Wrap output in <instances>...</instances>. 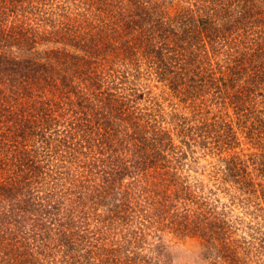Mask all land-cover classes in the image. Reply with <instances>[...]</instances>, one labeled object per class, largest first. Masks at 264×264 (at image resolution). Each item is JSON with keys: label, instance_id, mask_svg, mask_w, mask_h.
<instances>
[{"label": "trees", "instance_id": "obj_1", "mask_svg": "<svg viewBox=\"0 0 264 264\" xmlns=\"http://www.w3.org/2000/svg\"><path fill=\"white\" fill-rule=\"evenodd\" d=\"M232 1L234 10L237 11L238 8L240 10L236 17V11L234 15L217 19H210L205 14L198 15V18L191 14L186 18L176 15L165 19L166 25L165 21L161 23L162 16L160 15L166 12L165 7L160 5L157 8L155 7L157 4L152 5V1L150 11L144 13L130 8L131 10L126 12L125 16L112 12L110 21L97 19V16L94 15L88 16L86 9L77 14V27H72L66 21L63 28L67 31L68 36H72V30L78 29L87 48L97 44L100 38H103V46L99 45L100 52L99 49L98 52H92L95 56L97 55L92 61H86L83 57L67 53H62L61 56L54 59L47 57L45 63L34 61L37 65L33 67V73L27 77L26 81L29 80L31 83L33 80V85L42 86V88L36 86V90L40 89V91L34 93L30 85V92L33 93L32 99H29L25 94L29 85L23 86L22 93L20 90L16 93V86L12 87L8 81L0 78V264H39L37 254H42L51 261L54 258L52 254L62 253L64 246L70 248L71 251L76 249L75 254L78 250L83 255L81 257L82 264H121L119 258L115 257L116 252L113 253L116 243L111 242L109 251L107 244L110 239L102 242V238L107 233L105 236H101L99 233L104 228L112 231V229L119 226L122 228L125 225V235L127 232L130 236L133 234L137 237L133 238V248H140L147 243L149 237H152L153 234L150 235V233H152V226L155 228V222L167 226L179 224L177 227H171L172 231H170V234L179 236V238L187 237L190 232L195 233L201 228L198 234L202 235L199 245H201L200 251L207 264H236L238 256L236 252L239 246L235 244L234 238L228 241L225 236V230L233 225L218 217L210 220L197 218L201 215L200 213L205 211L209 213L210 209L207 208L209 203L206 198L197 199V195L193 194L191 190L192 185L190 183L185 185L188 179H181L179 186L171 183L172 181L176 182L175 173L171 167L173 158L167 159L169 156L167 153H163V149L166 147L165 139L172 138L170 134L174 128L155 131V128H151L152 126L147 129L140 127L138 133L146 134L145 131H151V134L139 140L142 144L140 145L142 153L138 159L134 160L136 171H131L125 167V154L122 156L120 152H117L120 150L125 153V133L121 135L116 131L117 129L125 131V122L115 123L118 116L125 119V107L132 106L133 104L130 103L135 102L136 99L130 96L150 93L147 88L149 78L152 77L150 73L159 72V78L164 77L167 73L164 74L163 69L167 67L171 71L176 64L177 56L181 55L176 49L167 50L168 47H165L168 62L166 58L164 61L163 55L156 56L153 51L156 40L161 36L166 38L169 32L175 31L176 24H180L182 29L179 40L184 44L181 45V50L183 46L191 45L207 36L212 41L218 38V40H223L222 43L230 42L228 46L235 52L234 55L227 54V56H231L233 59L229 66L237 69L227 68L223 72L221 67L209 69L208 64L201 66L196 73H193L195 75L192 76L193 81L189 85L192 89L188 92H192L202 85L205 88L209 87L213 92L217 91L221 97L231 95L227 84L236 86V80L243 79L239 75V69L248 71L246 82L250 88L253 89L256 86L259 88V85H263L264 45H260L258 48L259 43H256L258 48L256 52L260 60L254 67L248 52L251 47L247 41L248 36H253L250 33H255L253 25H257L258 22L256 15L260 13L259 5L256 0ZM90 2L91 7L96 3L103 9L107 6L100 4V0H90ZM26 3L28 4L29 0H0V35L7 34L8 39V42L5 41L6 43L0 42L2 46L12 47L11 44L17 43L22 47L28 39L24 23H27L25 18L29 17V13L31 15L34 7L31 4L30 11ZM118 3L114 6H118ZM131 3L134 4L135 1H131ZM196 9L204 8L196 7ZM35 11V16L41 12L40 9ZM112 11L114 10L112 9ZM108 12L111 11L108 10ZM9 14L14 16V20H21L20 23L14 25V28L10 25L12 19L6 20ZM214 14H218L217 11H214ZM225 21L227 22L224 27ZM82 28L87 32L92 29L98 30L90 33L91 42L83 35ZM258 32L263 34L264 39V30ZM6 51L8 53L11 50ZM89 52L91 51L87 50V54ZM7 53L0 50V73L7 74L6 71L9 69L15 71L16 65L21 70L22 64L15 63L16 59ZM116 55L119 56L117 59L121 58L120 68H116L113 63L116 60ZM146 55L150 57L145 60V68H142L140 62ZM98 58L105 60L100 66L97 61L94 63ZM161 62L166 66H162ZM68 63L73 65L71 66L73 73L66 74L68 75L66 82V75L57 72L61 67L66 68ZM248 65L254 71L249 72ZM108 66H112L109 67L110 71L107 70ZM71 67L67 69L68 72L71 71ZM23 68L28 69L24 65ZM147 74L150 76L144 78L145 82L142 81L139 84L143 75L147 76ZM77 78L79 80H76ZM135 82L137 84H134ZM93 84H95L94 87L101 86V88L105 84L106 90L114 92L110 95L107 93L112 100L109 106L110 112L96 109L91 113L92 117L96 115L100 117V121L97 122L110 124L109 128L106 127L103 130L104 132L97 134V129L94 128L92 131L91 124L88 125L86 118H83L87 116L85 113L87 105H96L97 103ZM48 92L50 93L49 97L47 96ZM237 93L235 94L237 95ZM16 98L19 100L18 104ZM117 98L121 99L119 103ZM37 99L39 101H36ZM81 99H85V101L83 102ZM47 102H50V108L46 109ZM60 104H64L66 108L58 113ZM27 108H33L34 111H28ZM133 108L138 109L137 107ZM91 115L89 116L91 117ZM61 116H65L68 121L62 132L56 128L59 126ZM132 118H134L133 115ZM85 121L86 125L84 126ZM173 121L178 133L180 131L186 135L193 129L192 125L183 124L177 113H173ZM197 126L198 129L206 130L204 122ZM208 134L212 135L215 139L214 142L221 140L219 134L214 135V130L208 131ZM97 135L99 137H96ZM183 140L188 147L193 143L187 137H184ZM24 144L25 150L21 148ZM156 144L162 147L157 148L154 146ZM223 144L227 145L228 143ZM230 147H224V149ZM171 153L174 155V152ZM181 155L182 158H186L188 153L183 152ZM104 156H110V159H103ZM244 161L237 155H230L225 160L227 174L243 173L242 177L246 178ZM109 164L115 167H110ZM138 169H143L145 172L137 171ZM128 171L132 177L135 172L141 173L145 181L140 188H137L138 193L142 196V200L136 202L142 217L136 216V220H129L124 209L121 210L123 206L125 212L129 208L127 207L129 205L124 203L125 191L121 190L122 180ZM77 174H81L82 180L78 179ZM83 174L94 176H90L84 181ZM164 176H167L168 179L163 178ZM93 177L96 179L95 182L92 180ZM156 177H159L160 181L163 180L174 185V191L167 193V189L157 186L158 183L153 182ZM151 192H160L162 194L160 200L154 201ZM72 195H76L77 200ZM117 196H121L122 201L119 205L118 201H115L113 208L108 211L109 214L104 216L108 218L106 220L98 213L96 207ZM182 196L185 198L181 199ZM80 197L88 198L91 202H79ZM171 197L175 203L168 201ZM178 199L181 200L177 201ZM154 203L159 207L155 209ZM189 204L194 207L193 211ZM153 209L159 212L158 218H161L158 221L153 217ZM77 212H79L78 220L76 217L72 218V215ZM190 213L196 216L195 224L192 223ZM90 220L97 223L96 227L92 226L94 230L90 229ZM189 223L192 225L190 226ZM224 227L227 228L224 229ZM150 228L151 231L148 233ZM93 231H96L95 236L89 237ZM119 241L121 240L119 239ZM97 246L104 248L98 250ZM75 254L70 255L65 263L80 264V256ZM221 258L222 260L219 261L218 259Z\"/></svg>", "mask_w": 264, "mask_h": 264}, {"label": "rangeland", "instance_id": "obj_2", "mask_svg": "<svg viewBox=\"0 0 264 264\" xmlns=\"http://www.w3.org/2000/svg\"><path fill=\"white\" fill-rule=\"evenodd\" d=\"M119 1L100 0V4L107 5L103 9V7L96 5L97 3L91 7L90 0H29V3L26 4L29 6L30 11V5L33 4L32 7H34L35 10L40 9L41 12L35 16L36 11L32 9L31 15L29 13V17L26 16V20L24 19L27 21L26 24L24 23V27L27 29L28 39L22 47L17 45V43L11 44L12 47H4L0 44V50H3L5 53H7L6 50H11L7 54L16 59L15 63L22 64L21 70H19L18 65H16L15 71L9 69L6 71L7 74L1 72L0 78L8 81L10 86H16V93H18L19 90L20 93H22L23 86L29 85L25 94L29 99H32L33 93L30 92V85L34 93L40 91V89L36 90L37 85H33V80L31 83L29 80L26 81L27 77L33 73V67L37 65L34 61L45 63L47 57L48 59L49 57H53V59L55 57L58 58L62 53L75 54L83 57L86 61H92L97 56L92 52H98V49L100 52L101 47H99V45L103 46V38H100L97 44H93L91 47L87 48L79 35L78 29L72 30V36H68L67 31L63 28L66 21L72 25V27H77L78 20L76 16L86 9L88 16L94 15L97 16V19L101 18L102 20L110 21L112 12L120 13L125 16V13L129 12L131 9L144 13L150 11L152 9V6H150L152 1V5L154 3L155 5L157 4L155 7L158 8L162 5L165 7L164 9H166L164 14H160L162 16L161 23H163L165 19L167 20V18L175 17L176 15L186 18L187 15L191 14L198 18V15L205 14V16H208L210 19H217L218 17L226 18L231 14L234 15L236 11L231 4V2L233 3L232 0H221L220 2L218 0H125L126 3L123 0ZM131 1H135V3L133 4ZM256 1L260 9V13L256 15L258 18L257 25H253L256 34L250 33V35L253 36H248L247 40L251 47L248 50L252 58L251 64L254 65V67L257 66V62L260 60L256 51L260 45H264L263 34L258 32L259 30H264V0ZM116 3L119 5L114 6ZM196 7L204 9L197 10ZM112 9L114 11H112ZM108 10L111 12H108ZM155 10L158 12L157 9ZM214 11H217L218 14L215 15ZM238 11H240L239 8L236 11L235 17L238 16ZM6 18L7 21L12 19L10 25L13 28L14 25L21 21L14 20V16L10 14ZM226 22L227 21L223 24L224 27ZM81 31H83V35L86 39L91 42L90 33L97 32L98 30L92 29L90 32H87L82 28ZM181 31V25L176 24L175 31L169 32L166 38L161 36L160 39L156 40L154 44L155 50H153L154 54L156 56L163 55L164 61L167 54L165 53V47H168L167 50L176 49L181 55L177 56L178 59L171 71H169L167 67L163 69V73H167L164 77L159 78V72L150 73L152 77L149 78L150 80L148 81L149 84L147 88L150 90L148 95L137 94V96H130L134 97L136 100L130 103L133 104L132 106L125 107V119H121L119 116L115 119L116 124L125 122V131L116 130L121 135L125 133V153L119 149L117 152H120L122 156L125 154V167H128L131 171H136L134 160L138 159L140 153H142L140 146L142 144L139 140L151 134V131H145L146 134L141 132L138 133L140 127L147 129L152 126L151 128H155V131L164 128H174V131L170 134L172 138L165 139L166 147L163 149V153H167V156H169L167 159L173 158L171 167L173 173H175L176 182L172 181L171 183L179 186L181 185V179H188L185 185H189V183L192 185L191 190L193 194L197 195V199L206 198V201L209 203V205H207V208L209 207L210 209L209 213L208 211L200 213L201 215L197 218H206L210 220L218 217L233 225L229 228L224 227V229L227 228L225 230L226 239L229 241V239L234 238L236 241L235 244L239 246L236 252L238 255L236 264H264V82L263 85L258 84L259 88L258 86L253 89L250 88L246 82L248 71L239 69V75L243 77V79H237L236 86L227 84V89L231 95L221 97V94H217V91L213 92L209 87L205 88L202 87V85L199 88L196 87L198 90L195 89L192 92H188L192 89L189 85L193 81L192 76L195 75L193 73H196L199 67L208 64L207 67L209 69L221 67L224 72L227 68H231L229 63L233 60L231 56H227V54L234 55L235 52L229 48L228 45L230 42L222 43L223 40H218V38L212 41V39L210 37L207 38V36L206 38L202 37V39L191 45L187 44L183 46L181 50L180 47L184 44L179 40ZM2 41L4 43L8 42L7 34L0 35V42ZM256 43H259L258 48L256 47ZM87 50L91 52L87 54ZM148 57L150 56L146 55L143 57L140 62V67L145 68V60H147ZM115 58L116 60H114L113 63L116 68H120L122 63L121 58L117 59L119 58L118 55H116ZM163 59L161 58V60ZM96 61L100 63L98 65L100 66L105 60L104 58H98L94 63H97ZM166 61L168 62L169 60L166 58ZM161 64H163L162 66H166L163 62H161ZM23 65L28 69L23 68ZM71 66L73 65L68 63L66 64V68L61 67L58 69L57 73L71 75V73H73ZM69 67H71L70 72L67 70ZM109 67L111 68L112 66H108V71H110ZM248 69H250L249 72L254 71L249 65ZM68 75H66V82L68 81ZM150 75H143L139 84L142 83V81L145 82L143 79ZM76 80L79 79L77 78ZM134 84H137V82ZM94 85L95 84L92 86L94 87ZM37 87L42 88V86ZM94 88L97 103L96 105H87L85 112L87 116L83 118H86L88 125L91 124L93 127L91 128L92 131L94 128L97 129V134L99 132H104L103 130L106 127L109 128L110 124L106 122H97L100 121V117L98 115L92 117L91 113L96 109H102V112H110L109 106L112 100L108 94L110 95L114 92L106 90L105 84L102 85V88L101 86H96ZM67 90L69 89L67 88ZM235 93H237V95ZM49 95L50 93L48 92L47 96L49 97ZM88 95L94 98L89 93ZM39 99L36 101H39ZM81 100L83 102L85 101V99ZM120 100L117 98L118 103ZM16 103H19L17 98ZM49 104L50 102L45 104L46 109L50 108ZM24 106L27 107V105ZM64 106V104H60L58 113L63 108H66ZM133 107H137L138 109ZM27 110L34 111L33 108H27ZM133 113L137 114L134 115ZM173 113L179 114L181 121L186 126H193V129L186 133L187 136L183 132H176L177 127L173 121ZM89 115H91V117ZM132 115L134 118H132ZM82 122H84L83 119ZM203 122L206 125V130L198 129L197 125ZM207 122L209 123L207 124ZM67 123L68 121L65 116H61L59 126L56 128L62 132V129L67 126ZM83 125H86V121ZM180 125L182 124L180 123ZM212 130L215 131L214 135H220L219 139L221 140L214 142L215 139H213L212 135L208 134V131L210 132ZM61 135L63 134L61 133ZM99 135L96 137H99ZM184 137H187V139L193 142L190 147L184 142ZM115 142L117 143V140ZM223 143L228 144L226 145ZM25 144L21 146L23 150H25ZM154 146L157 148L162 147L158 144ZM229 146L231 147L224 149V147ZM219 147L220 149H218ZM218 150L219 152H217ZM171 152H174V155ZM183 152L186 154L188 153L186 158L181 157ZM230 155H237L239 158L245 160L244 173L246 178L242 177L243 173H238L237 175L227 174L225 170V160ZM102 158L109 160L110 156H104ZM108 166L115 167L111 164ZM137 171L145 172L143 169H138ZM131 175L129 171L126 172L125 178L122 180L121 190L123 189V191H125L124 203L125 205H129L127 206L129 208H127L125 212V207L123 206L121 210L124 209V213L127 214L129 220H136V216L142 217L139 206L136 203L142 200V196L138 193L137 188H140L145 181L143 180V175L141 176L139 172H135L133 177ZM83 176V180L85 181L88 177L94 175L83 174ZM77 177L82 180L81 174H77ZM163 178L168 179L167 176ZM92 180L95 182L96 179L93 177ZM153 182H157V186L159 185V187L167 189V193L174 191V185L170 184V182L160 181L159 177L153 179ZM78 185H80V183H78ZM185 192H187V190H185ZM150 194H152L154 201H159L162 195L160 192H151ZM72 197L76 199V195H72ZM183 197L184 196H182L181 199H183ZM190 200L189 198V201ZM115 201H118L119 205L122 201V197H113L109 201L107 200L101 203V206H95L96 210L104 217L109 214L108 211L113 208ZM168 201L174 202V199L171 197ZM79 202L90 203L91 200L88 198L82 199V197H80ZM154 204L155 209L159 207L158 204ZM189 205L190 209H192L191 211H193L194 207L191 204ZM152 213L153 217L157 218V221L161 218H158V210L153 209ZM190 214L192 223L195 224L196 216L192 215V213ZM72 216V218L76 217L78 220L79 212ZM105 219L108 220V218ZM90 221V229L94 230L92 226L96 227L97 223L92 220ZM192 223H189V225L191 226ZM154 225L155 228L152 226V233H150L151 228L148 231L150 235L153 234L152 237H149L147 243L140 248H133L134 239L137 237L133 234L130 236L127 232L125 235V225L122 228L119 226L114 230L112 229V231L104 228L99 235L105 236L107 233V235L102 238V242L109 241L110 239L107 244L109 251L111 249V242L114 241L116 243L114 244L113 253L116 252L115 257L116 259L119 258L121 264H207L200 251L201 245L199 244L202 235L198 234L201 228L196 230L195 233L190 232L187 237L179 238V236L170 234V231H172L171 227H177L179 224H177V226L176 224L167 226L155 222ZM95 234L96 231H93L89 237H94ZM121 236H123L122 239ZM119 239L121 241H119ZM125 246H128L130 250ZM96 248L102 250L104 247L97 246ZM75 252L76 249L71 251L70 248L64 246L62 253L58 252V254H52L54 258L51 261L42 254H37V260L39 264H67L65 260L68 259L70 255H74ZM75 255L80 256L79 261L81 262L80 264H82L81 257H83V255H81L78 250ZM218 260L220 261L222 258Z\"/></svg>", "mask_w": 264, "mask_h": 264}]
</instances>
